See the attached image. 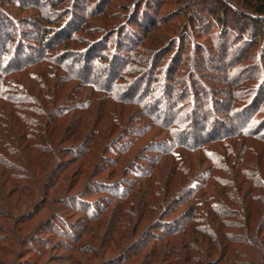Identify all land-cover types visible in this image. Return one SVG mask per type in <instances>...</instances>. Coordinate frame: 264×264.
<instances>
[{"label":"trees","instance_id":"1","mask_svg":"<svg viewBox=\"0 0 264 264\" xmlns=\"http://www.w3.org/2000/svg\"><path fill=\"white\" fill-rule=\"evenodd\" d=\"M183 1L186 3L183 6L185 12L187 11L189 17L191 16V21L196 19V26L201 23L199 20L202 18L195 11L190 10V7L198 1L202 12H206L210 16L209 20L212 21L209 31L219 25L221 28L229 27L242 36L248 33L255 37L257 43L264 40V0H236L233 3H227L225 0ZM241 3L251 13L234 6ZM5 21L7 23L0 20V172H67L65 155L77 156L78 151L81 150V154L77 157H82L95 146L104 147L109 153L104 154L106 156L102 155L106 158V166L100 167V163L96 162L92 171L104 170L112 164L117 168L112 169L107 177L113 174L121 177L119 172L131 171L133 159L128 162L129 157L123 161V164L128 166H118L122 158L116 157L119 154L127 155L133 143L128 148L119 143L122 140L125 141L124 145L129 143L127 138L123 139L121 128L117 134L118 138L111 139L112 128L116 127V124L108 126L110 128H107V131L101 130L97 124L87 128L80 126L81 129L76 126L77 131L80 130L78 135L81 134L82 142H78V135H75L73 138L70 137L71 144L61 143L66 132L73 135L70 126L65 124L67 118L65 116L70 117L73 110L68 109V103L65 102L82 97L80 91L85 86L91 87V82L93 83L88 79L90 76L97 80L102 79L100 88L103 86V89L109 91V96L113 95V84L120 76L117 74V69L121 63L127 62L119 52L112 53L115 55L114 59L112 55L104 52V49L109 48L108 37L99 36L92 41L82 40L80 44L87 43L86 48H72L73 50L70 48V53L66 54H59L60 50L55 51L56 47L61 45L60 42L58 45L48 46L45 50H38L37 57L23 53L24 49L14 55L12 44L16 40L14 33L16 29L8 19ZM63 31L65 33L61 34L63 39L60 40L63 41L62 43L76 41L74 36L66 30ZM42 36V38L48 37ZM61 37L55 34L51 39L57 40ZM125 39L119 37L123 45H126ZM70 42L67 46H70ZM17 45L18 42L15 46ZM141 49L149 54L148 47ZM124 50L128 51L125 48ZM10 54L11 58H6ZM146 57L138 54L132 56L134 60L132 64L135 66L132 69L138 70L137 74L143 75L139 78L142 81L149 76L146 66L150 59ZM66 62L70 66H67ZM142 63L144 67L139 68V64ZM44 64L49 70L45 67L41 70L40 65ZM61 70L65 71L66 75L59 76ZM45 76L52 78L53 81L46 82ZM71 81H77L79 86L63 94L65 85ZM139 81L137 83L140 84ZM231 82L234 91H230L229 99L233 104L228 108L227 115L233 124L223 119H211V122H206L207 118L202 114L198 115L194 110L181 116L176 114L178 111L174 112L171 109L163 111L159 108L160 114H163L167 121L171 119L170 122H164L165 128L170 129L171 134L170 140L163 141L166 146L149 144L156 147L149 149L150 152L156 153L155 157L151 159L149 168H139L140 173L136 180L130 182L112 180L108 183L112 189L116 186L128 185L127 190L119 195V199L130 205L121 210V216L124 213V220L128 222L126 226L130 227L131 234L124 237L128 240L126 244H117L120 252L105 263L111 264L118 260L128 262L133 256V258L142 257V261L138 264H264V165L262 164L264 151L248 142V139L264 142V120L253 124L249 120L252 116L247 114L251 108L264 107V82L261 81L256 88L253 104L240 102V99L246 96L238 91L241 81L234 78ZM44 93L46 94L43 95ZM156 100L160 102L159 105L172 104V102L167 103L161 96H157ZM79 103L84 110L89 106L86 98ZM173 105L175 106V103L171 108ZM246 114L247 118L241 119ZM192 118L196 121L195 129H190L186 125L187 119ZM240 119L243 122L236 127L234 122H239ZM95 134L102 139L101 142L100 139L94 140ZM230 139L233 141L239 139V142H230ZM194 153L203 156L199 157L198 163L192 161ZM168 160L170 167L167 164ZM200 162L210 163L208 166H200ZM160 166H163L164 172ZM194 167H199L196 172L192 170ZM59 182L60 180L55 178L53 186ZM11 191L8 193L0 191V206L8 211L6 215H0L6 220L12 217L13 221L16 218H13L11 211L18 210V207L16 200L14 203L9 200L12 197ZM56 192L55 195L59 190L57 189ZM48 193L39 191V200L31 207L33 210L30 215L36 217V210L41 213L46 211V208L50 210L49 214L56 210V218L50 219L49 225L57 230L58 236L65 239L56 242L55 246L58 244L59 248L62 245L69 247L67 245L69 235L63 236L62 227L67 223L57 213L58 210L72 206L71 210L76 209L75 211L85 215L84 232L89 231L92 221L102 218L99 216L102 215V211L90 212L83 205L72 203L80 200L78 196L68 198L66 192L63 197L55 198V196L51 198L52 202H48L47 198L50 195ZM53 201L63 205V208L53 206ZM84 201L81 200L82 203H86ZM110 209L107 208V212ZM46 216L36 221L39 222L36 229L42 230L40 226ZM20 218L21 221L30 220L27 216ZM53 222L65 223V225L59 229V226L56 227ZM31 231L27 233L28 242L34 238L43 243V249L51 248L52 240L35 237L33 234L37 231L34 230V233ZM80 232L83 234L82 230ZM5 237L19 248L16 251L11 245L1 246L0 264H25V261L21 262L20 259L23 255L22 247L28 245L27 240H21L14 231ZM75 238L74 241L79 240ZM83 243L75 244L72 249L86 251L89 246L86 242ZM126 252H130L129 258H126ZM1 254L9 256L8 259H3Z\"/></svg>","mask_w":264,"mask_h":264},{"label":"rangeland","instance_id":"2","mask_svg":"<svg viewBox=\"0 0 264 264\" xmlns=\"http://www.w3.org/2000/svg\"><path fill=\"white\" fill-rule=\"evenodd\" d=\"M225 1L233 3L236 0ZM185 4L183 0H0V20L7 23L5 20L8 19L16 29L14 32L16 40L12 44L14 55L24 49L23 53L37 57L38 50H45L48 46L58 45L60 42L61 45H58L55 51L60 50L59 54H66L70 53V48H86L88 44H80L82 40L92 41L99 36H106L109 48L104 49V52L108 55H112L114 51L119 52L127 62L124 63L125 65L121 63L117 69V74L120 76L113 84L112 96H109V91L103 89V86L100 88L102 79L97 80L90 76L88 79L93 83L91 82V87L85 86L80 91L82 97L76 100L72 98L65 102L68 103V109L73 111L70 117L65 116L67 118L64 123L70 126L73 135L66 132L61 143L71 144L70 137L77 136L80 131H77L76 126L81 129V127L87 128L97 124L101 130L107 131V128H110L108 126L116 124V127L112 128L113 137L111 136V139L118 138L117 134L121 128L123 139L127 138L129 143L124 145V140L119 143L126 148L133 143L127 155L119 154L116 157L122 158L118 166H128V164H123V161L129 157L128 162L133 159L132 166L134 167H130L131 171L119 172L121 177L116 176L117 174L107 177L112 169L117 168L113 164L108 165L104 170L99 168L101 171L99 169V171H92L95 169L93 165L96 162L100 163V167L106 166L107 161L104 156L109 153L104 147L95 146L82 157H77L81 154V150L78 151L77 156L65 155L68 165L67 172H0V191L8 193L12 190V197L9 200L13 203L16 200L18 207V210L11 211L13 218H16L12 221V217L6 220L2 216L8 211L0 206V212H3L0 213L2 214L0 215V247L11 245L17 251L19 247L7 240L5 236L14 231L21 240H27V233L32 229L31 233H34V230L37 231L33 234L35 237L50 239L53 243V247L43 249V243L38 242L37 239L31 238V242L27 240L28 245L22 247L24 249L21 262L25 261V264H32V262L34 264H77L75 262L78 264H108L105 262L120 252L117 244H126L128 240L124 237L131 234L130 227L126 226L128 222L124 220V213L121 216V210L130 205L119 199V195L127 190L128 185L116 186L112 189L108 183L112 180L113 182L136 180L140 173L139 168H149L151 159L155 157L156 153L150 152L149 149L156 147L149 144L159 146L164 145V139L170 140V129L165 128L164 122H170L171 119L167 121L168 119H165L159 110L171 109L174 112L178 111L176 114L181 116L194 110L198 115L205 116L206 122H211V119H223L233 124L227 111L233 104L229 95L231 90L234 91L231 88L233 86L231 80L234 78L241 81L239 93L246 95L240 99V102L253 104L255 90L261 81L264 82V40L257 43L255 37L248 33L242 36L229 27L221 28L218 24L209 31L212 21L209 20L210 16L206 12H202L198 1L190 7V10L195 11L202 18L199 20L201 23L196 26V19L191 21V16L189 17L187 11L185 12L183 8ZM234 6L250 12L243 7L242 3L234 4ZM63 30L74 36L76 41L62 43L63 41L60 40L63 39L61 34L65 33ZM55 34L61 38L56 40L58 38L56 37L52 40L51 36ZM42 35L48 37L42 38ZM119 37L126 38V45L120 42ZM16 42H18L17 46H15ZM69 42L70 46H67ZM141 47H148L149 54L143 52ZM133 54L146 55V58L150 59L146 66L149 76L143 81L139 79L143 75L137 74L138 70L132 69L135 67L132 64ZM112 56L114 59L115 55ZM6 58H11V54ZM66 65L70 66L67 62ZM40 67L41 70L43 67L48 69L46 64ZM138 67L143 68L144 64H139ZM33 70H38V68H33ZM58 75L62 77L66 74L61 70ZM44 78L46 82L53 81L52 78L49 79L46 76ZM77 85V81H71L65 85L63 94H66L69 89L73 90L74 87L76 89ZM73 96L72 94L71 97ZM157 96H161L167 103H175V106L171 108V103H168V106L159 105V99L156 100ZM85 98L89 101L86 110L79 103ZM247 114L252 116L249 120L253 124L263 121L264 107L251 108ZM247 114L241 119L244 120ZM241 119L239 122H234L236 127L243 122ZM186 122L190 129H195L196 121L193 118L187 119ZM144 128L147 129L145 133ZM80 135L77 136L78 142H82ZM95 139L102 141L98 134L94 135ZM103 139L105 141L104 137ZM234 141L239 142V139ZM234 141L230 139V142ZM187 142L193 143V141ZM248 142L264 151V142L253 139H248ZM115 146L117 149V144ZM192 156V161L198 163L202 155L194 153ZM251 157L253 158V155ZM90 162L91 164H88ZM200 163V166H208L210 162ZM167 164L168 167L171 166L169 160ZM262 164L264 165V161ZM160 167L162 170L163 166ZM198 168L194 167L193 172H196ZM55 178L60 182L53 186ZM57 189L59 192L55 195ZM41 190L49 192L48 202H52L51 198L55 196V198L63 197L66 192H68V198L78 196L80 200L72 201V203L81 204L90 212L102 211V215H99L102 218L92 221L89 231L84 232L85 215L75 211L76 209L71 210L72 206L58 210L57 213L67 223L62 227L63 236L69 235V239L66 238L69 247L62 245L59 248L58 244L55 246L56 242L65 239L58 236L57 230L55 231V228L49 225L50 219L56 218V210L49 214L50 210L46 208V211L41 213L36 210V217L30 215L33 210L31 207L39 200ZM81 200H85L86 203H82ZM53 206L63 208V205H59L57 201H53ZM107 208H111L110 211L107 212ZM21 216H27L30 220L21 221ZM43 216L46 217L43 218L41 226L39 225L42 230H38L36 227L39 222L36 221ZM65 223H59V225L53 222L56 227L59 226V229ZM81 230L83 234H80ZM74 237L79 240L74 241ZM83 242L89 246L86 251L72 249L75 244L80 245ZM128 254L130 252H126V258H129ZM1 257L8 259L9 256L1 254ZM125 261L118 260L111 264H138L142 261V257L133 258L132 256L128 262Z\"/></svg>","mask_w":264,"mask_h":264}]
</instances>
